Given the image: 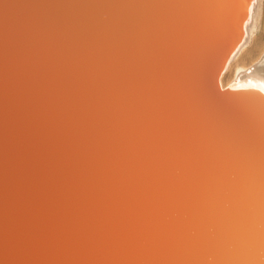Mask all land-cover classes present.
<instances>
[{"label": "bare ground", "instance_id": "1", "mask_svg": "<svg viewBox=\"0 0 264 264\" xmlns=\"http://www.w3.org/2000/svg\"><path fill=\"white\" fill-rule=\"evenodd\" d=\"M263 18V0H0V264L260 261Z\"/></svg>", "mask_w": 264, "mask_h": 264}, {"label": "snow or ice", "instance_id": "2", "mask_svg": "<svg viewBox=\"0 0 264 264\" xmlns=\"http://www.w3.org/2000/svg\"><path fill=\"white\" fill-rule=\"evenodd\" d=\"M253 87H259L260 91H261V92H264V85H260V86L253 85ZM232 242H233L234 245H240V244H243V243H244V237H243V234H238V235L233 239ZM251 264H264V249H262V252H261V259H260V261H258V262H251Z\"/></svg>", "mask_w": 264, "mask_h": 264}, {"label": "rangeland", "instance_id": "3", "mask_svg": "<svg viewBox=\"0 0 264 264\" xmlns=\"http://www.w3.org/2000/svg\"><path fill=\"white\" fill-rule=\"evenodd\" d=\"M263 4H264V0H263ZM264 21V18L263 20ZM262 24V23H261ZM261 24L259 25L258 27V31H257V34L260 36L261 38V43H262V46H264V28H261ZM264 26V25H263ZM264 48V47H263ZM259 54V53H258Z\"/></svg>", "mask_w": 264, "mask_h": 264}]
</instances>
